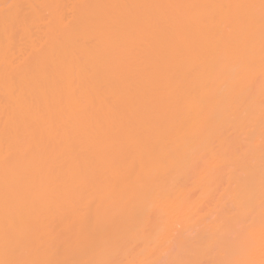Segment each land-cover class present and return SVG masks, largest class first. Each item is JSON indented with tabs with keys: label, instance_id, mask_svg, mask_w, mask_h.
<instances>
[{
	"label": "bare ground",
	"instance_id": "6f19581e",
	"mask_svg": "<svg viewBox=\"0 0 264 264\" xmlns=\"http://www.w3.org/2000/svg\"><path fill=\"white\" fill-rule=\"evenodd\" d=\"M0 264H264V0H0Z\"/></svg>",
	"mask_w": 264,
	"mask_h": 264
}]
</instances>
